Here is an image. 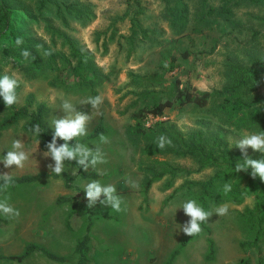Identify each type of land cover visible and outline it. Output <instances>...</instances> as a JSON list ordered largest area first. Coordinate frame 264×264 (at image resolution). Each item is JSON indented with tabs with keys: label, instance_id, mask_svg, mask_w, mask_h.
Masks as SVG:
<instances>
[{
	"label": "rangeland",
	"instance_id": "1",
	"mask_svg": "<svg viewBox=\"0 0 264 264\" xmlns=\"http://www.w3.org/2000/svg\"><path fill=\"white\" fill-rule=\"evenodd\" d=\"M68 1L80 4L83 13L88 15L83 19L69 16L63 24L52 19L51 27L67 35L81 51L91 54L98 80L95 95L89 86L73 83L70 67L76 63V57L70 54L61 36L53 42L50 40L48 24L40 18L25 20L23 25L52 50L69 56L70 62H63L65 66L60 69L66 84H49L55 77V67L44 64L36 75H29L25 68L1 52L0 75L14 74L19 79L17 106L24 102L28 92L34 93L36 101L48 104L45 123L51 132H54L51 121L66 115L60 107L63 100L89 113L88 133L102 116L106 127L102 134L109 142L101 144L99 134L80 143L93 149L100 146L106 163L99 164L97 169L103 175L83 176L74 162H65V172L73 176L72 186L65 185L63 176L47 175L15 183L7 192L0 193V199H7L21 213L17 219L0 216V254L19 253L26 243L36 242L67 257L54 259L39 250L20 260L2 256L0 264H76L75 245L85 233L88 220H91L90 239L83 264H240L244 258H248V264H258V261L264 264V230L260 229L262 224L254 212L258 184L254 178L250 180L249 171L235 172L237 161L233 158V152L241 151L234 145L241 138L239 134L264 131V71L253 81H242L240 78L246 73L232 68V65L249 67L253 54L264 58V1L205 0L202 4V0H138L139 6L134 0ZM222 3L230 5L232 12L215 17L210 25L198 21L204 5ZM183 51H187L186 56H182ZM172 54L177 58L173 68L168 69ZM57 63L62 65L61 60ZM176 77L181 81L180 86L188 83L201 90L223 91L212 96L205 106L175 103L161 115L149 113L143 120L144 125L153 130L152 137L156 138L162 135L161 127L176 129L186 139L190 132L197 130L207 139L222 136L227 140L228 150L224 159H219L220 164L194 153L147 156L141 153L143 139L129 133L128 127L134 122L132 112L154 100L164 99ZM97 95L103 97L98 111L82 105L87 97ZM237 97H242L250 106L233 110L231 103ZM4 112L0 110V118ZM22 121L1 129L0 159L15 139L23 142L29 159L23 168H6L0 161V173L50 171L48 165L54 161L44 156L47 150L42 148V139L23 130ZM247 156L262 158L261 153L250 147ZM154 158L164 159L178 170L173 176L166 172L153 180L144 191V179L151 172L140 166L153 161L158 168ZM97 169L89 168L96 172ZM207 179L211 180L209 193L201 200L198 181ZM92 180L117 188L122 211L115 212L99 202L93 208L85 207L88 201L83 188ZM126 180L134 181L137 187L130 188ZM225 183L232 185L227 194L222 192ZM60 193L73 194L82 206L56 202ZM188 199H195L205 211L227 204L229 212L225 216L214 213L201 224L200 234L189 236L180 246L186 235L181 227L190 217L179 207ZM250 219L256 221L250 222ZM208 237L214 242L211 259L206 258ZM178 247V253L171 258Z\"/></svg>",
	"mask_w": 264,
	"mask_h": 264
},
{
	"label": "trees",
	"instance_id": "2",
	"mask_svg": "<svg viewBox=\"0 0 264 264\" xmlns=\"http://www.w3.org/2000/svg\"><path fill=\"white\" fill-rule=\"evenodd\" d=\"M139 6V1L134 0ZM257 1V0H254ZM260 1V0H258ZM264 1V0H261ZM205 0H202V4ZM226 12H232L230 5L226 3H222L218 6L215 5H204L201 9L197 19L199 22H203L206 25H210L214 22L215 17L222 16ZM46 15V16H45ZM87 13H83L82 6L76 2L68 1V0H0V52L4 54L5 57H8L13 62H16L18 66H22L26 69L27 74L36 75L39 72L44 64L55 67L56 73L55 77L49 81L50 85H56L57 83L66 84L64 78L60 75V69L65 66L63 62H70V58L68 55L62 53L59 50H52V47L49 44L40 41L33 37L32 34L26 29L23 25L25 20L30 19H43L46 21L47 29L49 30L51 36V41L53 42L54 38L57 36H61L63 41L67 43L70 48V54L76 57V63L70 67V73L73 75V83L78 85H87L89 86L92 93L95 95L96 89L95 84L98 80L95 78V68L91 62V54L85 53L81 51L75 45V42L71 40L67 35H62L59 31L54 29L50 22L52 19H57L60 23H67L70 19L69 16L78 17L83 19L87 16ZM213 15L214 17H210ZM114 35V31H111L110 36ZM18 36H22L24 38V43L20 47L15 46V38ZM38 46L41 49H38ZM22 49H28L31 52V56L27 61L24 60L21 55ZM46 50H51L52 55L43 56V52ZM182 56L187 55V51H183ZM176 55L172 54L170 59L167 62V68H173L176 60ZM249 67H241V66H233V70L237 72H245L246 75L240 80H254L258 78L259 74L264 71V58L259 57L255 54L250 56ZM58 60L62 61V65L57 63ZM26 62V63H24ZM27 68H30L27 69ZM180 79L174 78V80L169 85V94L164 99L154 100L150 104H145L138 109L132 112V117L134 118V122L129 125V133L133 134V136L143 139V145L141 146V153L146 154L147 156H151L157 153H175V154H191L198 155L199 157H203L208 161H216V164H220L221 161L219 159H224V153L227 147V140L222 136L216 135L212 139H207L201 131H193L189 133L188 139L185 136L181 135L179 131L176 129H166L161 127L162 135L170 138L172 140V144L170 146H166L163 150H160L155 142L157 140L156 137L153 136V130L150 127H146L144 125V118L147 114L151 113L153 115H161L164 113L167 107L173 106L175 103H178L179 106H184L189 103H193L197 106H205L208 104L209 100L212 96H215L217 92H222L223 89L219 90H201L196 88L195 86L189 85L185 83L180 86ZM226 87L225 89H228ZM17 94L19 92V87L16 89ZM250 106L249 103L245 104L242 100V97L235 98L231 103V108L235 111H238L243 108H248ZM0 110H5L3 115L0 118V134L1 129L4 127L11 126L22 119V128L23 130L34 133L32 131L33 126L39 124L41 128L40 136L37 135L40 139H42V148L47 150L46 145L51 141L53 132H51L45 123V116L48 113L49 107L45 101H36L33 92H28L24 96V102L20 105L14 104L12 107L7 108L5 103L3 102V98L0 97ZM253 111V110H252ZM255 111V110H254ZM256 113V112H255ZM160 129V127H158ZM106 131V127L102 120V116L99 122L94 126V128L87 134V136L79 138V142H82L84 139L95 137ZM209 140V141H208ZM174 142V143H173ZM58 143H63L62 140L58 141ZM74 143V141H73ZM222 145V148L220 147ZM233 158L236 159L237 162H242L245 156L242 154V151L237 150L233 152ZM158 161L159 167H155L154 162H148L140 166L141 169L150 171L151 175L145 177L143 182L144 191L148 189L151 182L155 179L162 177L163 174L170 173V176H173L178 168L171 163H168L164 159L154 158ZM230 162L229 159H227ZM75 163V162H74ZM77 165V164H76ZM78 171L83 176H91L95 177L98 175V172L93 170H88L85 172L82 168L77 165ZM249 172L251 170L249 169ZM1 174V173H0ZM53 176L57 177L56 174L51 173L48 170H39L34 173H23L19 175H12L14 179V183L21 182H29L34 181L42 176ZM63 176L65 180L66 186H72L73 176L64 171L63 174L59 175ZM253 179L250 176V180ZM258 188L255 193L256 203L254 212L256 214V219L258 222L262 224L260 229L264 230V218L259 217V215L264 216V212L262 211L264 202V182L261 181L258 177L255 178ZM200 187V197L201 200L205 196L206 193H209V186L211 185V180L207 179L205 181H198ZM56 202H69L72 206H82V204L75 199L73 194H65L60 193L56 196ZM85 207H88L85 205ZM256 219H250V222H255ZM91 220H88L86 225L85 233L78 239L75 245V253H78V258L76 264H83L82 258H85V250H87V243L90 239L89 229H90ZM189 236L184 235L180 242V246L184 245ZM179 248H176L171 253V258L178 253ZM42 251L47 256L59 259L66 260L67 257L61 254H56L42 245H39L36 242L26 243L21 252L16 254L2 255L0 257L5 256L8 258H16L18 260L27 256L32 251ZM214 253V242L211 237H208V251L206 253V258L211 259ZM240 264H248V258L242 259ZM258 264H261L258 261Z\"/></svg>",
	"mask_w": 264,
	"mask_h": 264
},
{
	"label": "clouds",
	"instance_id": "3",
	"mask_svg": "<svg viewBox=\"0 0 264 264\" xmlns=\"http://www.w3.org/2000/svg\"><path fill=\"white\" fill-rule=\"evenodd\" d=\"M23 43L24 38L22 36L15 38L16 47L22 46ZM39 47L42 46H38V49ZM21 55L27 61L32 54L28 49H22ZM50 55H52L51 50L43 52V56L45 57ZM19 85L20 81L14 74L9 75L6 73L0 75V97L3 98V102L7 108L12 107L18 102L16 89ZM81 103L82 105H90L92 109L98 111L103 103V97L100 95L89 96ZM60 107L66 115L54 118L51 121V128L54 129V132L51 141L46 145L47 151L44 152L45 157H51L54 161V164L48 165L51 173L57 176L63 174L65 171V162H75L85 172L89 168L97 169L99 164L106 163L99 145L93 149L79 142V138L87 136L88 134L87 126L91 119L89 113L77 110V107L69 100H63ZM32 131L39 136L42 132L39 124L34 125ZM239 135L241 138L234 145L241 149L245 158L242 162L235 164V172L239 173L241 170L248 172L250 169V174L254 179L258 177L261 181H264V131L241 133ZM60 140L63 143H58ZM99 142L101 144L108 143V137L101 133L99 135ZM171 144L172 140L165 135H160L155 142V145L160 150H163ZM249 147L261 153L262 158L254 159L247 156V149ZM28 159L29 156L24 149L23 142L20 139H15L12 141L11 147L8 149L6 155L0 161L3 162L6 168H12L13 166L15 168H23ZM97 172L99 175H103V172L99 169H97ZM13 183L14 179L11 174H0V193L7 192ZM126 183H128L130 188L134 189L137 187L134 181L126 180ZM83 189L88 201V208L95 207L97 202H99L105 206H110L111 210L115 212L122 211V199L117 194V188L114 185H104L98 180H92L85 184ZM231 190L232 185L230 183L223 185L222 192L224 194L231 192ZM179 208H182L185 215L190 217L181 227L182 232L190 237L200 234L202 231L201 224L207 222L214 213L219 216H225L229 212V206L227 204L220 205L213 211H205L195 199L183 201ZM20 215V211L13 207L7 199H0V216L17 219Z\"/></svg>",
	"mask_w": 264,
	"mask_h": 264
}]
</instances>
